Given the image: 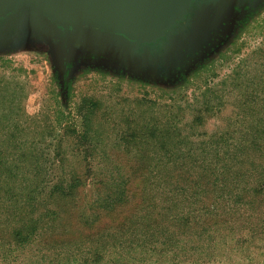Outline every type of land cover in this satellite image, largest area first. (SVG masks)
Masks as SVG:
<instances>
[{"label":"rangeland","instance_id":"obj_1","mask_svg":"<svg viewBox=\"0 0 264 264\" xmlns=\"http://www.w3.org/2000/svg\"><path fill=\"white\" fill-rule=\"evenodd\" d=\"M64 46L45 29L13 31L0 40V143L11 137L15 149L19 141L29 149L35 140L39 148L66 151L85 178V163L75 161L81 155L71 153L83 147L100 162L99 173L108 170V182L120 177L119 166H135L125 152L144 149L150 191L160 167L173 193L157 202L164 188L141 195L138 184L118 213L99 209L104 216H98L90 204L97 206L99 196L81 189L72 222L64 225L66 213L25 246L11 243L0 264H42L43 255L52 264L71 258L78 264L98 246L99 259L90 258L91 264H264V0L219 7L207 26L152 60L98 45ZM185 154L198 168L179 175L174 159ZM197 182L219 190L202 192ZM101 197L107 207L110 198ZM62 201L45 213L65 208ZM88 212L95 226L80 228L79 215ZM184 212L199 218L195 228L175 218ZM84 237L102 242L80 246L81 253L71 245Z\"/></svg>","mask_w":264,"mask_h":264},{"label":"trees","instance_id":"obj_2","mask_svg":"<svg viewBox=\"0 0 264 264\" xmlns=\"http://www.w3.org/2000/svg\"><path fill=\"white\" fill-rule=\"evenodd\" d=\"M0 137L2 141L3 135H0ZM55 137H57L60 142L66 138L63 136ZM83 137V135H79L77 138L78 140L79 138L81 140ZM39 140H41V138ZM45 141L46 140L44 139L43 142ZM40 143L42 142L31 140L27 143L29 149H27L26 144L22 143V141L21 143L19 141V147L15 149L14 144L11 141V137L0 143V234H6L9 236V239H5V237H3L4 240L3 238L0 239V242H3L2 246H0L1 259L6 258L5 255H1V253L2 251H9L10 249H7V246L12 247V245H10L11 243L15 244L16 248L25 246L32 240V237H36V234L38 235L40 232L45 233V225L46 227L51 226L53 228L57 222L59 223L61 217L64 219L66 213V218L63 220L64 225H68L69 222H72L69 221V217L72 215L71 213L73 207L76 206V196L79 194L81 189H84V192L85 190H88L91 194L99 196L98 199L96 198L94 200L98 201L96 204L97 206L94 205L95 202L90 204L91 208H94V212L97 213L98 216L102 215L99 209L104 211V215L118 213L119 204L128 203L134 198L133 196L136 195L135 190L138 189V184L141 195L146 194L151 196L152 192L155 190V187L159 189L164 188V193H159L157 202L166 200L168 197L167 195L173 193V191L168 189L167 186L163 185V175L160 173V167H158L156 170L159 183L154 186L152 191H150L147 179L150 166L146 165L148 156L144 149H137L135 151L128 150L125 152L129 154L130 157L132 156V159L135 158V160H137L135 166H130L128 170H125L124 167L120 169V166L118 168L115 167L117 169H114L119 170L121 175H119L120 177L118 179L116 175V180L108 182V179L105 178L108 170H104L103 168L104 174L99 173L96 169V164H99L100 162H97L96 157L93 159V155L91 153H87L85 148L77 147L75 152H71L78 153L74 155L75 157L81 155L80 158H77L75 161L80 162V159H82V161L85 163L83 166L85 167L82 165L81 166L85 169V172L90 173L86 175L85 178H83L84 173L81 175L78 169L79 167L70 162V158L66 157V151H60L61 149L58 148H50L47 150L39 148ZM88 156L92 157L94 160L93 163H90ZM189 157L191 156L186 154L183 158L181 155H177V157H175L176 159L174 160L178 163L175 162L173 165L177 167L176 169L179 171V175L181 174L182 169H186V172L188 173L190 172V169L198 168V164L194 165L193 163L187 162ZM204 158L206 159L205 156ZM28 159L31 160L32 164L25 165L24 162L28 161ZM141 159H144V162H139ZM168 163L169 162L165 163V165L168 166ZM12 164L14 165L11 166ZM190 164H192L193 167ZM105 165L106 164L103 166ZM170 165H172V163H170ZM199 165L207 168V164L199 163ZM199 172L196 173H198V178L201 180V177H203L204 174L202 171ZM102 177H104V180H102ZM216 178L217 176H215V179ZM199 183L200 182H197V190L203 189L202 192H208L212 189L216 191L219 190L218 186L216 187L214 183L211 185L212 189L210 187L205 188ZM152 186L153 185H151V187ZM176 186L181 187L179 184H176ZM100 187L101 189L105 187V191L103 192ZM260 192L261 189L256 191V193ZM154 194L155 193H153V195ZM101 195L107 196L104 197L105 199L110 198V201L107 202V207L101 205V202L99 201V199L101 200L102 198ZM62 200L68 202L63 204V207L65 208L60 209V211L53 209L52 211L45 213V208L47 209L48 205H53L54 202H56L55 206H58L57 202H61ZM213 206L214 205H212V207ZM25 212L28 216L25 214ZM90 214L91 213L88 212L85 215H79L80 223H77L82 225L80 228L83 227L84 229H91L95 226L94 223L90 221ZM193 214V212H184V214L178 213L175 218L178 219L183 216V222L186 225L194 224L193 228H195V226L199 223V218H193ZM34 215L35 217H33ZM63 234H65L64 229L63 232L58 234L59 238H61ZM82 236H84V234ZM53 242L55 244L57 242L56 239H54ZM62 242L65 243L64 240ZM89 242L90 244L101 243L102 239L101 237H96L95 239L91 237H84L82 238V241L75 243L76 246H74V244L70 245L74 248L77 247L80 249V246L82 247L85 244H89ZM79 251L81 252V249ZM91 252L92 253H90V256L82 257L78 264H91L90 258H92L93 261H96V259L98 260L100 246L96 247L95 250ZM78 255L81 258V254L78 253ZM92 255H95V257ZM43 257H45V262L52 264V261L45 255H43ZM76 259L77 258H75V260ZM71 260L72 261H70L69 264L73 263L72 258ZM44 261L41 260L42 264H45Z\"/></svg>","mask_w":264,"mask_h":264},{"label":"water","instance_id":"obj_3","mask_svg":"<svg viewBox=\"0 0 264 264\" xmlns=\"http://www.w3.org/2000/svg\"><path fill=\"white\" fill-rule=\"evenodd\" d=\"M191 1L0 0V40L13 31L34 28L45 29L66 46L80 43L128 51L129 40L154 42L163 36L184 17Z\"/></svg>","mask_w":264,"mask_h":264},{"label":"flooded vegetation","instance_id":"obj_4","mask_svg":"<svg viewBox=\"0 0 264 264\" xmlns=\"http://www.w3.org/2000/svg\"><path fill=\"white\" fill-rule=\"evenodd\" d=\"M233 0H192L184 17L171 25L165 34L154 42L129 40L127 52L134 53L146 60H152L156 53L169 47H176L180 42L199 28L207 26L219 7L228 5ZM108 33V31L106 32ZM115 38L116 33H112ZM66 47V44L65 46ZM72 49H69L71 51ZM73 51V50H72Z\"/></svg>","mask_w":264,"mask_h":264}]
</instances>
